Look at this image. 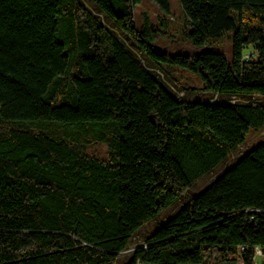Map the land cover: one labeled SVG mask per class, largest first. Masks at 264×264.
Returning <instances> with one entry per match:
<instances>
[{"label":"trees","instance_id":"1","mask_svg":"<svg viewBox=\"0 0 264 264\" xmlns=\"http://www.w3.org/2000/svg\"><path fill=\"white\" fill-rule=\"evenodd\" d=\"M90 1L130 45L82 0H0V264H116L141 229L264 129V101L254 100L264 99V0H181L190 42L229 34L230 57L161 50L148 15L135 24L143 0ZM153 1L171 12L170 0ZM135 49L157 68L198 75L199 97H178ZM95 143L106 158L87 153ZM258 249L264 141L123 264H257Z\"/></svg>","mask_w":264,"mask_h":264},{"label":"rangeland","instance_id":"2","mask_svg":"<svg viewBox=\"0 0 264 264\" xmlns=\"http://www.w3.org/2000/svg\"><path fill=\"white\" fill-rule=\"evenodd\" d=\"M82 2L94 15L100 17L107 26H109L120 36L125 38L130 45L131 42L129 41V38H127L126 34L118 30L114 26V24L106 18L105 14L100 12L90 0H82ZM170 3V13H165L153 0H143L134 8L133 17L137 27H140L142 25L143 17L145 14H147L156 29L159 30V36L155 41L157 47L169 54L194 53L197 51H201L204 48H210L213 50L224 52L227 57L231 56L232 41L229 34H226L223 38L213 42L211 45H208L204 48H197L196 46H194L184 35V29L187 26V22L184 11L182 9L181 0H170ZM163 21H166V28L164 27ZM161 30L164 31L161 32ZM135 51L137 52L139 57L142 58L145 64L150 66L152 70L157 72L162 77L165 83L168 84L176 92L178 97H199L200 94H198V92L201 91L199 89L203 86V83L198 75L180 67L167 66L165 67V69L157 68L153 66L151 61L145 58L143 54L140 53L137 49H135ZM253 52V47H248L245 50V53L247 54H252ZM188 88H193L194 90H190ZM202 98L212 101L225 100L218 95L208 96L206 94H203ZM231 100L237 101L243 99L233 98ZM254 100L264 101V99L259 98H256ZM260 141H264V129L260 132H250L247 137L246 143L242 145L239 150L234 152L229 160L221 164L214 171L204 175L200 180L196 182V184L192 188L187 189L184 192L183 196L173 206L169 207L157 219L153 220L143 229H141L135 235L130 248L120 256L116 264H123L124 262H126L133 250L136 247L144 245L146 237L151 234L155 230V228L160 226L166 218L172 215L176 209H178L183 203H185L191 195L204 189L216 176L220 175L228 166H231L238 157L242 156L252 146ZM87 153L90 155H97L99 157L106 158L108 155V148L106 144L95 143L88 147ZM238 264H243V262L240 260ZM257 264H264V254H259V256L257 257Z\"/></svg>","mask_w":264,"mask_h":264},{"label":"built area","instance_id":"3","mask_svg":"<svg viewBox=\"0 0 264 264\" xmlns=\"http://www.w3.org/2000/svg\"><path fill=\"white\" fill-rule=\"evenodd\" d=\"M249 56L250 55H248V54L246 55L247 59H249ZM259 254H264V252L262 250L258 249L257 250V255H259Z\"/></svg>","mask_w":264,"mask_h":264}]
</instances>
